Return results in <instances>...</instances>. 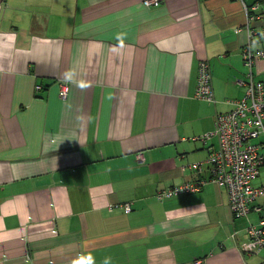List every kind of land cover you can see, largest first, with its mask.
Segmentation results:
<instances>
[{
  "label": "crops",
  "instance_id": "crops-1",
  "mask_svg": "<svg viewBox=\"0 0 264 264\" xmlns=\"http://www.w3.org/2000/svg\"><path fill=\"white\" fill-rule=\"evenodd\" d=\"M146 1L0 0V264L262 263L264 198L234 218L217 138L194 139L244 97L245 8L260 3L259 33L264 0ZM203 60L214 102L195 97Z\"/></svg>",
  "mask_w": 264,
  "mask_h": 264
},
{
  "label": "built area",
  "instance_id": "built-area-1",
  "mask_svg": "<svg viewBox=\"0 0 264 264\" xmlns=\"http://www.w3.org/2000/svg\"><path fill=\"white\" fill-rule=\"evenodd\" d=\"M162 0L146 1V6L157 7ZM247 14L248 42L243 48L244 64L249 72L240 83L246 87V93L240 100L234 101V109L216 116L214 129L211 133L197 137L204 143L216 137L218 147L211 149L207 163L212 171L211 181L227 191L229 208L234 218H246L251 211H260L254 206L259 198H264V186L256 187L254 182L260 176L264 166V142L258 140L264 135V85L257 81L254 74L255 65L264 60V28L255 32L250 27L252 21H261L263 9L260 3L245 8ZM255 46L259 49L255 50ZM64 93L67 87L64 86ZM38 90L41 87L37 88ZM195 97L214 102L211 67L207 60L199 64L198 80ZM139 162L144 160L142 154L137 156ZM200 165H193L201 170ZM204 181L187 183L169 190L161 191L157 198L162 200L181 194L196 193L201 190ZM130 213L129 205H116ZM112 209V207H111ZM248 235L258 253H263L264 264V218L258 225L248 226Z\"/></svg>",
  "mask_w": 264,
  "mask_h": 264
},
{
  "label": "trees",
  "instance_id": "trees-1",
  "mask_svg": "<svg viewBox=\"0 0 264 264\" xmlns=\"http://www.w3.org/2000/svg\"><path fill=\"white\" fill-rule=\"evenodd\" d=\"M38 90V89H37ZM40 90V89H39Z\"/></svg>",
  "mask_w": 264,
  "mask_h": 264
}]
</instances>
